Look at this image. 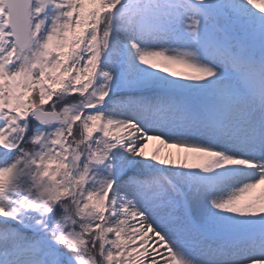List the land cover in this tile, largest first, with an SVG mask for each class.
Segmentation results:
<instances>
[{"label":"snow or ice","instance_id":"1","mask_svg":"<svg viewBox=\"0 0 264 264\" xmlns=\"http://www.w3.org/2000/svg\"><path fill=\"white\" fill-rule=\"evenodd\" d=\"M0 264H264V0H0Z\"/></svg>","mask_w":264,"mask_h":264}]
</instances>
